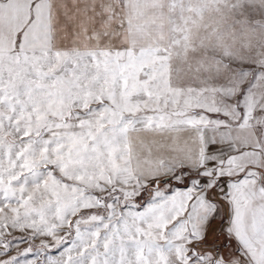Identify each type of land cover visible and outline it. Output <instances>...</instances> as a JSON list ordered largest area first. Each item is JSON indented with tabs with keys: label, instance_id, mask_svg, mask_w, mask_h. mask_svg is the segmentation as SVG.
I'll use <instances>...</instances> for the list:
<instances>
[{
	"label": "snow or ice",
	"instance_id": "obj_1",
	"mask_svg": "<svg viewBox=\"0 0 264 264\" xmlns=\"http://www.w3.org/2000/svg\"><path fill=\"white\" fill-rule=\"evenodd\" d=\"M0 264H264V0H0Z\"/></svg>",
	"mask_w": 264,
	"mask_h": 264
},
{
	"label": "rangeland",
	"instance_id": "obj_2",
	"mask_svg": "<svg viewBox=\"0 0 264 264\" xmlns=\"http://www.w3.org/2000/svg\"><path fill=\"white\" fill-rule=\"evenodd\" d=\"M13 235H14V236H19L20 233H18V232H14ZM37 243H38V241H37ZM26 246H27V245H25V244H20V245H19V248L22 250V249H23L24 247H26ZM10 254H11V255H15V254H16V249L14 248ZM49 254H50V255H56V254H57V251H56L55 249H53V250H51V251L49 252ZM32 258H33V257H32L31 255H29L28 257H20L19 259L21 260V262H23L25 259H32Z\"/></svg>",
	"mask_w": 264,
	"mask_h": 264
}]
</instances>
